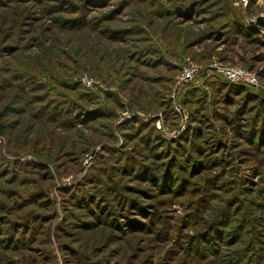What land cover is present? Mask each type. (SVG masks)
I'll return each instance as SVG.
<instances>
[{"label": "rangeland", "instance_id": "374dc122", "mask_svg": "<svg viewBox=\"0 0 264 264\" xmlns=\"http://www.w3.org/2000/svg\"><path fill=\"white\" fill-rule=\"evenodd\" d=\"M261 23L264 0H0V264H264Z\"/></svg>", "mask_w": 264, "mask_h": 264}, {"label": "built area", "instance_id": "2783aa9c", "mask_svg": "<svg viewBox=\"0 0 264 264\" xmlns=\"http://www.w3.org/2000/svg\"><path fill=\"white\" fill-rule=\"evenodd\" d=\"M238 4H247V0H238ZM213 69L224 76L228 81L232 83L244 84L253 88L260 87L259 79L255 72L247 69L243 65H222L215 64ZM198 70L196 63L190 62L183 67L180 77L181 82H187L195 76Z\"/></svg>", "mask_w": 264, "mask_h": 264}, {"label": "trees", "instance_id": "16d2710c", "mask_svg": "<svg viewBox=\"0 0 264 264\" xmlns=\"http://www.w3.org/2000/svg\"><path fill=\"white\" fill-rule=\"evenodd\" d=\"M261 25L264 26V23H261ZM247 34H248L249 37H251V36H253L255 34H258V31L256 29H254V28H249L248 31H247ZM231 86L236 92L239 91V90L241 92L246 91V88L250 87V86H246L244 84H239V83H231ZM250 94H251V96L253 98L255 97V95L253 93H250Z\"/></svg>", "mask_w": 264, "mask_h": 264}]
</instances>
